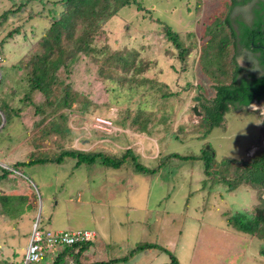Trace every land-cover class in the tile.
Listing matches in <instances>:
<instances>
[{"label":"rangeland","instance_id":"374dc122","mask_svg":"<svg viewBox=\"0 0 264 264\" xmlns=\"http://www.w3.org/2000/svg\"><path fill=\"white\" fill-rule=\"evenodd\" d=\"M22 1L0 0V14ZM47 1L35 0L30 6L35 11L46 8L41 16L29 21V13L21 14L0 25L2 98L17 109L11 122L0 129V174L1 167L11 170L0 181V191L27 196L25 206L34 204L25 211L13 204V218L0 200V260H23L38 223L49 230L95 231L105 246L98 250L103 260L128 255L139 243L154 242L169 248L181 264H264V236L246 234L228 224L232 214L261 204L264 187L243 184L228 189L224 181L213 183L204 174L202 160L171 157L154 175L138 173L132 164L120 169L100 163L77 167L74 157H66L60 164L13 168L32 153L53 154L61 148L115 155L132 148L149 167L172 152L200 154L206 144L215 150L218 161L225 157L250 159L264 150V99L248 108L232 109L208 134L200 120L202 114L194 111L197 106L201 112L196 100L200 92L207 98L215 95L214 83L200 70L199 57L207 27L215 15L223 17L229 12L231 0H139L121 8L106 23L104 33L95 37V43L107 45L110 52L136 50L151 63L150 69L135 81H130L132 73L127 74L120 86L101 77L99 64L89 58L79 61L63 77L91 104L87 108L74 104L64 110L68 119L62 123L63 134L53 133L48 126L55 118L51 108L36 113V105L45 100L42 94H33L34 102L22 101L29 89L24 79L27 71L17 72L13 67L36 50L49 26L55 6ZM256 3L237 6L230 13L250 24ZM19 24L20 33L9 37ZM164 25L180 32L183 43L194 48L185 65L166 37ZM234 26L238 28L235 20ZM236 58L246 73L252 72V63L259 67L250 50L241 48ZM142 78L156 79L159 84L139 82ZM166 93L171 95L164 96ZM139 109L150 119L148 132L132 126ZM51 257L40 264H52ZM170 259V254L154 248L116 264H163Z\"/></svg>","mask_w":264,"mask_h":264},{"label":"trees","instance_id":"16d2710c","mask_svg":"<svg viewBox=\"0 0 264 264\" xmlns=\"http://www.w3.org/2000/svg\"><path fill=\"white\" fill-rule=\"evenodd\" d=\"M34 1L24 0L6 9L0 14V25L6 23L10 17L15 18L21 14L29 13V21L41 16L46 8L35 11L30 7ZM251 1L253 0H231L230 10L236 6L246 5ZM138 2L139 0L47 1L48 5L55 6L49 16V26L39 38L36 50L26 54L27 56L22 57L13 67L17 72L27 71L24 79L28 82L29 89L22 97V101L34 102L32 100L33 94L40 93L45 100L36 105V113H46L48 108L52 109V116L55 118L51 119L48 126H51L53 133L63 134L62 123L68 119L66 112H64L65 109L72 108L74 104L79 103L83 105V108H87L91 104L85 94L75 90L73 85L63 77V74L70 75L72 67L79 61L89 58L94 64H99L97 69L101 77L105 80L115 81L120 86L124 85L127 74L132 73L130 81H135L137 80L136 76H141L150 69L151 63L143 60L141 54L136 50L128 54H123L120 51L110 52L107 45L98 46L95 43V37L104 33L106 23L118 14L121 8ZM139 8L143 9V6ZM230 10L223 17L215 15L213 23L207 27L205 34L207 38L201 46L199 67L214 83L212 86L216 91L211 98H207L200 92L199 99H196L201 107L202 116L200 120L206 126V134L210 133L214 127L220 126L225 121L226 114L232 109L248 108L254 101L264 99V73L260 75L252 72L243 74L246 72V68L242 67L236 58L241 48L250 50L256 55L259 65L264 70V0H258L254 4V18L250 24L239 17L233 18ZM234 20L238 28H235ZM19 25L8 34L9 37L20 33L21 24ZM163 29L166 37L178 50L179 60L185 65L194 48L186 46L181 39L180 32L171 26L164 25ZM230 47L234 52L231 51ZM1 50L0 56L3 57ZM184 68L186 69V66ZM0 78V125L5 119V123L0 128L2 130L7 123L11 122L12 114L17 112V109L2 98L5 92L2 89L3 86L1 87L3 81L1 75ZM139 82L159 84L156 79L148 78H142ZM200 87L199 89H201ZM163 95L167 96L171 93ZM149 121L150 119L145 116L144 110L139 109V112L132 118V126H137L141 132H148ZM51 131H47V134L49 135ZM66 157L76 158L77 167L82 164L100 163L120 169L126 164H132L136 172L145 175L156 174L166 164V160L171 157L202 160L204 174L213 183L224 181L227 183L228 189H235L243 184L254 188L264 187V150L250 159L225 157L218 161L215 150L211 146L207 148V144L200 154L169 153L160 159L155 167L143 164L132 148H127L121 155L105 151L61 148L53 154L32 153L28 160H19L14 163L13 168L18 170L24 165L60 164ZM1 168L3 169L0 174V181L6 179L11 171L8 168ZM0 200L8 216L13 218H15L14 213L10 210L13 204H20L21 210L24 211L26 207L29 210L34 208V204L25 206L27 196L23 195L16 196V194H5L0 191ZM228 224L246 234L264 236V198H261V204H258L253 210L245 209L229 216ZM99 239L97 234L94 240L64 245L55 254H52L53 256L47 255L45 261L47 262L48 258L52 256V264H116L128 262L140 252L158 248L160 251L170 254V261L163 264H181L176 254L169 248L154 242L139 243L128 255L103 260L100 259L101 255H98V250L100 251L101 246L105 249V246L101 244ZM91 249H93L92 254H87ZM0 264H22V260H0Z\"/></svg>","mask_w":264,"mask_h":264},{"label":"built area","instance_id":"2783aa9c","mask_svg":"<svg viewBox=\"0 0 264 264\" xmlns=\"http://www.w3.org/2000/svg\"><path fill=\"white\" fill-rule=\"evenodd\" d=\"M2 61L3 57L0 56V63ZM96 237L97 233L92 230H49L42 229L37 223L32 229L22 264H40L49 253L55 254L64 245L94 240Z\"/></svg>","mask_w":264,"mask_h":264},{"label":"flooded vegetation","instance_id":"af4514ba","mask_svg":"<svg viewBox=\"0 0 264 264\" xmlns=\"http://www.w3.org/2000/svg\"><path fill=\"white\" fill-rule=\"evenodd\" d=\"M258 1V0H257ZM252 2V1H251ZM250 2V3H251ZM237 7V6H236ZM259 64V63H258ZM259 67L256 66V64L252 63V73H255V74H259V69L263 70V68L258 65ZM264 71V70H263ZM244 74H247L246 72H244ZM262 101V100H261ZM260 102V101H259Z\"/></svg>","mask_w":264,"mask_h":264},{"label":"water","instance_id":"95a60500","mask_svg":"<svg viewBox=\"0 0 264 264\" xmlns=\"http://www.w3.org/2000/svg\"><path fill=\"white\" fill-rule=\"evenodd\" d=\"M194 111H195V113L197 115H200L201 114L197 106L194 107ZM4 122H5V119L3 120V123L2 124H4ZM207 147L209 148L210 146L208 145Z\"/></svg>","mask_w":264,"mask_h":264},{"label":"crops","instance_id":"0c3cea01","mask_svg":"<svg viewBox=\"0 0 264 264\" xmlns=\"http://www.w3.org/2000/svg\"><path fill=\"white\" fill-rule=\"evenodd\" d=\"M241 65V64H240ZM242 66V65H241ZM242 67H245V66H242Z\"/></svg>","mask_w":264,"mask_h":264}]
</instances>
